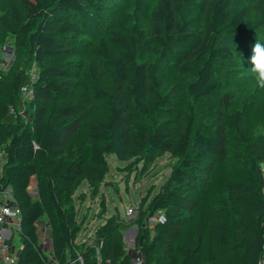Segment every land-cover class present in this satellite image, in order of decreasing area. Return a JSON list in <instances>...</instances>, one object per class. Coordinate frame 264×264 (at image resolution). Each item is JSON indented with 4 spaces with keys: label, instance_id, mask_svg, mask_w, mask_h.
Masks as SVG:
<instances>
[{
    "label": "trees",
    "instance_id": "trees-1",
    "mask_svg": "<svg viewBox=\"0 0 264 264\" xmlns=\"http://www.w3.org/2000/svg\"><path fill=\"white\" fill-rule=\"evenodd\" d=\"M108 3V20L92 51L112 67L114 79L107 83L92 59L90 104L82 107L68 101L80 76L76 58L84 59L88 51L79 44L76 15ZM191 6L202 13L199 27ZM0 25V50L11 39L25 55L19 69L0 78V90L9 95L0 101V198L10 187L20 208L18 264H51L40 222L49 228L56 264L115 263L124 255L120 248L98 259L96 245L77 247L82 223L61 194L86 177L102 181L109 155L130 161V170L139 163L148 169L165 153L176 162L133 220L139 227L136 245L145 256L162 246L172 264H261L264 138L257 141L244 127L246 101L244 108L232 109L233 96L223 92L215 70L233 56L228 38L264 34V0H7ZM149 43L154 59L140 60ZM30 60L37 67L33 77L24 69ZM163 62L191 78L187 108L173 119L160 116L174 104V92L162 91ZM22 85L33 90L27 116L21 112ZM213 95L220 96V105L207 133L199 109ZM78 133L89 141L88 150L67 154ZM160 212L166 220L154 224L146 247V222ZM108 230V225L97 230L99 241L106 240Z\"/></svg>",
    "mask_w": 264,
    "mask_h": 264
},
{
    "label": "rangeland",
    "instance_id": "rangeland-1",
    "mask_svg": "<svg viewBox=\"0 0 264 264\" xmlns=\"http://www.w3.org/2000/svg\"><path fill=\"white\" fill-rule=\"evenodd\" d=\"M235 4H241L249 0H233ZM111 4H107L105 8L99 10L94 6H87L82 14L76 15L78 23L81 25L78 38L81 40L79 44L88 49L84 59L76 58L80 68V76L76 82L75 89L68 101L79 103L82 107L90 104V96L92 90V80L88 76V67L92 59L98 61L101 66V77L110 83L114 79L112 67L105 61L99 59L92 51L93 45L96 43L98 35L106 25L107 12L110 11ZM7 6V0H0V14L3 13ZM151 5L149 4L145 15H148ZM192 14L195 18V26L202 25V13L191 6ZM4 35V31L0 25V38ZM256 40L264 42V34H257L255 37H230L228 43L233 49L232 58L219 62L216 65L215 76L221 80L223 92H229L233 96L232 109H242L244 101L247 106L244 109V127L247 131L260 141L264 138V90L257 89L254 86L252 75L250 72L249 59L251 56L252 46ZM151 44H147L140 54V60H153L154 55L150 50ZM25 55L18 52L11 39H8L0 50V75L7 73L11 69H19ZM27 59V57H26ZM24 69L30 76L36 75L37 67L34 62H27ZM159 73L163 79L162 91L174 92V104L166 111L162 112V118H176L181 112L185 111L188 103L187 86L191 81L188 76L181 75L172 65L167 62L161 64ZM21 87L22 108L21 112L24 116L28 114L29 95ZM219 95L208 97L200 106V124L202 129L211 133L217 122V115L220 105ZM9 100V95L0 90V101ZM219 103V105H218ZM135 122L141 121L139 117H134ZM89 141L82 133H78L72 140L67 154H71L74 149H78L80 153H86ZM264 161V152L259 153ZM109 163V172L102 181H97L94 177H86L82 183L76 187L68 188L61 194L63 201L74 211L78 213V220L81 221V231L75 238V244L78 248L94 244L97 247V257L106 256L107 251L120 248L124 251V255L115 263H111L109 259H104L105 264H126L136 254L145 251L136 245V237L139 232L138 224L133 222L137 217V212L141 208L142 200L148 195L150 190L156 193L166 181L171 166L176 162V158L169 153L160 155L155 162L148 168H143L142 164L128 170L130 161H121L116 155L107 157ZM3 150L0 151V168L2 167ZM232 164H235L232 161ZM264 171V162L262 164ZM34 182V180H33ZM33 187V184H32ZM33 192L34 189H33ZM135 210L136 216L128 218L127 211ZM156 216L146 222L148 232V240L146 247L150 246L152 236L154 234L152 228L156 223ZM39 224V234L44 250L49 255L51 264H56L51 255V244L45 240V233L49 228L44 222ZM109 226L107 238L105 241H99L97 238V230L103 226ZM15 244L21 248L19 235L15 237ZM148 256V258H147ZM145 258L150 260V264L155 262L160 264H172L174 262L171 253L164 247H156L150 255ZM106 258V257H105ZM146 259V260H147ZM261 264H264V255Z\"/></svg>",
    "mask_w": 264,
    "mask_h": 264
},
{
    "label": "built area",
    "instance_id": "built-area-1",
    "mask_svg": "<svg viewBox=\"0 0 264 264\" xmlns=\"http://www.w3.org/2000/svg\"><path fill=\"white\" fill-rule=\"evenodd\" d=\"M1 78V75H0ZM23 90L29 95L33 96V90L28 86H23ZM128 218L136 216L135 210L129 209L127 211ZM155 222H164L166 220L165 214L160 212L156 215ZM21 212L17 202L14 199L13 191L7 187L0 198V264H18L19 252L15 244L16 234L20 231ZM54 261V257L52 255ZM129 264H148L145 256L142 253L136 254Z\"/></svg>",
    "mask_w": 264,
    "mask_h": 264
},
{
    "label": "clouds",
    "instance_id": "clouds-1",
    "mask_svg": "<svg viewBox=\"0 0 264 264\" xmlns=\"http://www.w3.org/2000/svg\"><path fill=\"white\" fill-rule=\"evenodd\" d=\"M249 63L254 86L264 90V42L256 40L251 49Z\"/></svg>",
    "mask_w": 264,
    "mask_h": 264
},
{
    "label": "crops",
    "instance_id": "crops-1",
    "mask_svg": "<svg viewBox=\"0 0 264 264\" xmlns=\"http://www.w3.org/2000/svg\"><path fill=\"white\" fill-rule=\"evenodd\" d=\"M35 183H36V181L34 180L33 184H35ZM39 224H42V223L40 222ZM43 225H45V224H43ZM48 233H49V232H46V233H45V240H46L47 243H49V241H48V240H49V239H48ZM16 235H17V234H16ZM49 244H50V243H49ZM51 255H52V254H51Z\"/></svg>",
    "mask_w": 264,
    "mask_h": 264
}]
</instances>
